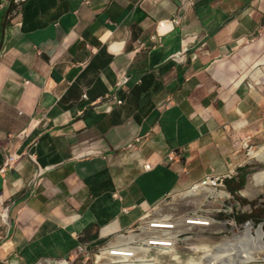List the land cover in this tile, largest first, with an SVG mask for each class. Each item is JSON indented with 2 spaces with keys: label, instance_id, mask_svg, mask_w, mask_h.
I'll return each mask as SVG.
<instances>
[{
  "label": "crops",
  "instance_id": "0c3cea01",
  "mask_svg": "<svg viewBox=\"0 0 264 264\" xmlns=\"http://www.w3.org/2000/svg\"><path fill=\"white\" fill-rule=\"evenodd\" d=\"M244 138L264 0H0V264L72 259L209 175L238 191Z\"/></svg>",
  "mask_w": 264,
  "mask_h": 264
},
{
  "label": "built area",
  "instance_id": "2783aa9c",
  "mask_svg": "<svg viewBox=\"0 0 264 264\" xmlns=\"http://www.w3.org/2000/svg\"><path fill=\"white\" fill-rule=\"evenodd\" d=\"M191 4L192 0H180V9ZM139 142L135 138L128 148ZM26 156L33 161L32 155ZM19 158L5 155L0 172L13 167ZM144 168L149 170L150 165L145 164ZM230 179L231 174L209 175L183 191L169 193L126 229L109 234L101 244L79 243L72 259L61 261L65 264H221L217 253L221 251L222 240L231 239L251 225L250 220L237 224V218L248 216L251 209L239 205L238 191L232 192L227 187L226 181ZM197 187L202 190L197 198H178Z\"/></svg>",
  "mask_w": 264,
  "mask_h": 264
},
{
  "label": "rangeland",
  "instance_id": "374dc122",
  "mask_svg": "<svg viewBox=\"0 0 264 264\" xmlns=\"http://www.w3.org/2000/svg\"><path fill=\"white\" fill-rule=\"evenodd\" d=\"M238 142L241 148L240 151L242 159L239 162L243 164L244 183L242 187H239L236 199L240 206H247V208L251 209V212L248 213V216L257 215L260 212L262 214H260L259 216L261 219L255 221L256 223L253 222V220H250L251 225H246L242 232L236 234L229 240H222L221 251L217 254L221 255V264H264V189L259 191L258 194L255 195L253 198L248 194H242V192H244V189L249 183V177L255 174L258 169L264 170V164L256 162L251 158V154H257L259 151L264 149V138H244L239 139ZM232 185L236 186V181H233ZM259 223L263 224L257 227ZM237 224L238 226H240V224H245V221L241 223L238 222ZM222 256L224 258H222ZM225 256L228 257L225 258ZM234 257H236V259L239 257V261L238 259L236 260ZM241 257L243 258V261ZM56 264H58V262Z\"/></svg>",
  "mask_w": 264,
  "mask_h": 264
},
{
  "label": "bare ground",
  "instance_id": "6f19581e",
  "mask_svg": "<svg viewBox=\"0 0 264 264\" xmlns=\"http://www.w3.org/2000/svg\"><path fill=\"white\" fill-rule=\"evenodd\" d=\"M251 158L254 161H256V162H260V163L264 164V149H262L261 151H259L257 154H251ZM263 189H264V170L263 169H258V171L255 174H253V175H251L249 177V183H248L247 187L244 189V192H242V194H244V195L248 194L249 196H251L253 198L255 195L258 194L259 191H261ZM201 192H202V190L197 187V188H195L193 190H189V191H186V192L180 194L178 196V198L179 199H192V198H197L198 196H196V195L200 194ZM107 230H112V228H108ZM260 246H262V245H260ZM259 247H257V248H259ZM208 251H209L208 250V247H206L205 248V252H206L207 255H208ZM219 257L221 259V255ZM226 257H228V256H225V258ZM222 258H224V257L222 256ZM234 258L236 259V257H234ZM239 259H238V261H239ZM242 261H243V258H242ZM242 261H240V262H242ZM58 264H65V262L64 261H61Z\"/></svg>",
  "mask_w": 264,
  "mask_h": 264
},
{
  "label": "trees",
  "instance_id": "16d2710c",
  "mask_svg": "<svg viewBox=\"0 0 264 264\" xmlns=\"http://www.w3.org/2000/svg\"><path fill=\"white\" fill-rule=\"evenodd\" d=\"M260 214H262V213L260 212V213L257 214V215L239 216V217L237 218V221H238L239 223L244 222V221H247V220H253V222H255V221H258V220L261 219V218L259 217ZM255 223H256V222H255Z\"/></svg>",
  "mask_w": 264,
  "mask_h": 264
},
{
  "label": "water",
  "instance_id": "95a60500",
  "mask_svg": "<svg viewBox=\"0 0 264 264\" xmlns=\"http://www.w3.org/2000/svg\"><path fill=\"white\" fill-rule=\"evenodd\" d=\"M263 223H259L257 227L261 226Z\"/></svg>",
  "mask_w": 264,
  "mask_h": 264
}]
</instances>
